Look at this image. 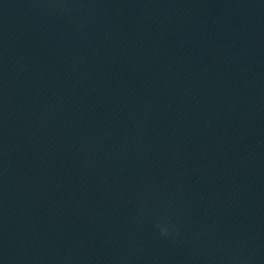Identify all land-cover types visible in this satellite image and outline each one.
<instances>
[{
	"label": "water",
	"instance_id": "obj_1",
	"mask_svg": "<svg viewBox=\"0 0 264 264\" xmlns=\"http://www.w3.org/2000/svg\"><path fill=\"white\" fill-rule=\"evenodd\" d=\"M0 264H264V0H0Z\"/></svg>",
	"mask_w": 264,
	"mask_h": 264
}]
</instances>
